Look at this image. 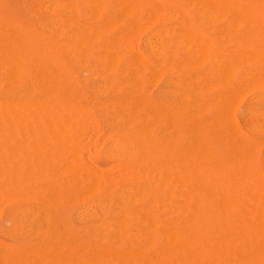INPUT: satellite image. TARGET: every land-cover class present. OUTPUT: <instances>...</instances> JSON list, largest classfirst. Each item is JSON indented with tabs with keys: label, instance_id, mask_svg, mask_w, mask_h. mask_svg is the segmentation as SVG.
I'll return each instance as SVG.
<instances>
[{
	"label": "bare ground",
	"instance_id": "bare-ground-1",
	"mask_svg": "<svg viewBox=\"0 0 264 264\" xmlns=\"http://www.w3.org/2000/svg\"><path fill=\"white\" fill-rule=\"evenodd\" d=\"M166 13L187 27L203 56L212 41L191 14L225 13L245 27L244 37L234 29L241 49L220 53L221 46L200 82L185 83L173 101L148 90L160 73L157 23ZM164 59L160 66L173 60ZM247 92L243 127L264 136V0H0V200L14 203L5 226L12 242L0 241V264H127L129 235L141 237L133 247L165 242L176 255H145L142 264H203L221 235H264V175L251 165L244 128L232 115ZM209 107L214 118L206 122L200 113ZM210 122L220 123L214 136L224 155L206 136ZM98 123L107 142L102 165L90 134ZM177 128L183 145L173 137ZM73 200L82 202L76 228L65 209ZM253 237L241 244L260 241ZM232 241L233 251L242 246ZM206 250L213 254L204 258ZM135 251L136 261L144 257Z\"/></svg>",
	"mask_w": 264,
	"mask_h": 264
},
{
	"label": "rangeland",
	"instance_id": "rangeland-1",
	"mask_svg": "<svg viewBox=\"0 0 264 264\" xmlns=\"http://www.w3.org/2000/svg\"><path fill=\"white\" fill-rule=\"evenodd\" d=\"M195 14H191L190 16H191V18L196 22V28H198L197 30H199V32L201 31V32H203L204 34H206V36L212 41V46H211V52L208 54V55H199V53L198 52H194V51H197L196 50V47L195 48H192L194 45H192V44H190L189 42H188V34H186L187 33V27L186 26H184V25H182L181 24V22L177 19V17H175V16H173V14H171V13H166V14H163L161 17H160V19L158 20V23H157V31H158V44H159V53H158V55H160V56H158V68H159V77H158V81H156V83H155V86L154 85H150V86H148V90H149V92H150V95L151 96H153V97H155L156 99H158L159 101H161L162 100V96H161V94L162 93H167V96L173 101L174 100V98L176 99V100H179V99H181L182 98V94H183V91H184V89H185V87H186V85L189 83V82H191V83H193V84H198L199 82H200V75H203L204 73H206V72H208L209 70H210V68L215 64V61H216V56H217V54L219 53H217V50L218 51H220V48H221V46H223L222 47V49H221V51H220V53H222V52H224V48H225V52L224 53H226V52H230L231 50H232V48L234 47V48H238L237 46H238V40H240L239 38L242 36H240V34H243L244 33V29H245V27H243L244 25H242V24H240L239 23V26H238V24L235 22L234 23V21H232V20H230V21H232V23H230V22H228V19H227V17H229V15L228 14H225V13H220V15L218 16V17H216V18H206V19H204V20H199L198 18H197V15H195ZM170 16H172V17H170ZM226 16V17H225ZM223 17H224V19H223ZM222 18V19H221ZM225 19H226V21H227V24H225L226 23V21H225ZM200 21H202V23L200 22ZM204 21V22H203ZM234 23V24H233ZM172 24V25H171ZM174 24V25H173ZM231 24H233V25H231ZM164 25V26H163ZM177 27H176V26ZM227 25H229V27L230 28H228L227 27ZM163 26V27H162ZM180 27V29H179V27ZM181 26H183V28H185V29H182V27ZM234 26V27H233ZM237 26V27H236ZM168 27V28H167ZM171 27V28H170ZM205 27V28H204ZM208 29H207V28ZM231 27H232V29H231ZM240 27V28H239ZM170 28V29H169ZM173 28V29H172ZM195 28V29H196ZM217 28V29H216ZM222 28V29H221ZM242 28V29H241ZM244 28V29H243ZM169 29V30H168ZM172 29V30H171ZM178 29V30H177ZM215 29V30H214ZM238 30L237 32L239 33L240 32V34H238L237 32H235V30ZM239 29H241L242 30V32L239 30ZM168 30V31H167ZM177 30V31H176ZM181 32H180V31ZM186 30V32H184ZM216 30H218V31H216ZM221 30V31H220ZM176 31V33H174ZM178 31H179V33H178ZM182 31L185 33V36L183 35L184 33H182ZM225 31V32H224ZM189 32H190V29H189ZM212 32L214 33L213 35H211L212 34ZM148 33V29H146V28H143L141 31H140V33H139V36L137 37V41H136V47L139 49V50H141V46H142V44H141V42H142V40H143V38L146 36V34ZM180 33H182V34H180ZM215 33H216V36H214L215 35ZM223 33V34H222ZM160 34V35H159ZM222 34V35H221ZM236 34H238V35H236ZM186 35H187V37H186ZM183 36H184V39L185 40H187L186 42L185 41H183L184 39H183ZM236 36H238V38L236 37ZM182 37V38H181ZM237 39H236V38ZM243 37H244V34H243ZM141 38H142V40H141ZM160 38V39H159ZM187 38V39H186ZM234 38V39H233ZM182 39V40H181ZM242 39V38H241ZM219 40V41H218ZM229 40H231L230 41V43H229ZM174 41V42H173ZM181 41V42H180ZM217 41L219 42V43H217ZM237 41V42H236ZM182 42H183V44H182ZM224 42V43H223ZM214 43H216V44H214ZM232 43V44H231ZM234 43V44H233ZM237 43V44H236ZM181 44H182V46H181ZM227 44V45H226ZM229 44V45H228ZM191 45V46H190ZM216 45V46H215ZM218 45V46H217ZM190 46V47H189ZM185 47V48H184ZM213 47H215V49L213 48ZM228 47H229V49H230V51H229V49H228ZM230 47H232V48H230ZM168 48H170L171 50V52L169 51V49ZM213 48V49H212ZM233 48V49H234ZM241 49V46H239V48L238 49H236V50H240ZM187 50V51H186ZM216 52H215V51ZM193 51V52H192ZM232 51H235V49L234 50H232ZM170 52V53H169ZM177 52V53H176ZM187 52V53H186ZM213 52H214V54H213ZM165 53V54H164ZM167 53V54H166ZM169 53V54H168ZM174 55H173V54ZM195 53H198V54H196L195 55ZM191 54V55H190ZM167 55V56H166ZM168 55H169V57H168ZM171 55V56H170ZM190 55V56H189ZM198 55V57H196V59H195V57L194 56H197ZM209 56H210V58H209ZM194 57V58H193ZM200 57V58H199ZM162 58V59H161ZM167 59V61H171V59H173L172 60V62H168L166 65L165 64H162V66H160L161 64L159 63V62H161V63H164V61H162L163 59ZM188 58H189V60H188ZM190 58H191V60H190ZM202 58H203V60H202ZM164 59V60H165ZM177 59H179V60H177ZM182 59V60H181ZM195 59V60H194ZM198 59V60H197ZM199 59H201V60H199ZM206 59V60H205ZM194 60V61H193ZM197 60V61H196ZM202 61V62H201ZM211 61V62H210ZM214 61V62H213ZM188 62V63H187ZM190 62V63H189ZM193 62V63H192ZM197 62H199V63H197ZM175 63H176V66H174L175 65ZM186 63V64H185ZM179 64V65H178ZM194 64V65H193ZM195 64H197V65H195ZM203 64V65H202ZM212 64V65H211ZM178 66V67H177ZM180 66V67H179ZM164 67V68H163ZM176 69V70H175ZM181 70H183V71H181ZM196 70L197 71H199V74L196 72ZM188 71H190V73L188 72ZM186 72V73H185ZM203 72V73H202ZM179 73V74H178ZM181 73V74H180ZM186 74L188 75V77L186 76ZM191 75V76H190ZM182 77H184V78H182ZM170 80H169V79ZM163 79V80H162ZM173 79V81L175 82H173L172 81V83H171V80ZM168 80V81H167ZM170 81V82H169ZM181 81H183V82H181ZM166 82V83H165ZM168 82V83H167ZM178 82L181 84H178ZM198 82V83H197ZM171 83V84H170ZM185 83H186V85H185ZM170 86V87H169ZM172 86V87H171ZM173 86H174V88H173ZM183 88V90H181L180 88L181 87ZM163 88H165V89H163ZM162 89V90H161ZM176 90V91H172V90ZM157 90H159V91H157ZM172 91V93L173 92H175V95H174V93L172 94L171 93V91ZM178 92V93H177ZM165 93V94H166ZM180 95V96H177V95ZM208 94H209V92H208ZM160 95V96H159ZM173 95V96H172ZM252 93H249V92H247L246 94H244L242 97H241V99H240V101H239V103L237 104V105H235L234 106V108H233V111H232V115H233V117H234V119H235V121L238 123V125H240V126H242L243 127V124H242V121H241V116H242V114H243V109H244V106H245V104L249 101V99L252 97ZM177 97V98H176ZM173 98V99H172ZM186 102H188V108L186 109L187 111H189V113H192L191 111H193L194 113L193 114H196L195 112H196V110H194L193 108H195L194 106V103L193 102H191V101H187L186 100ZM191 103V104H190ZM242 104V105H241ZM175 108H177L178 109V107H179V104H177V103H175ZM197 108V107H196ZM195 108V109H196ZM190 109H191V111H190ZM200 116H202L203 118H204V120H206V122H209V121H211L213 118H214V111H213V107H209V108H205L204 110H202L201 111V113H200ZM208 116H210V117H208ZM210 119V120H209ZM210 124V126L209 125H207L206 126V129H205V132H206V136L207 137H209L211 140H212V142L214 143V145H213V147H214V152L215 153H218V154H220V155H224L225 154V151H226V149L223 147V145H221V143L219 144L218 143V138L216 139V137L217 136H214L215 134L216 135H218V133H220V128H219V126H220V123L218 124V125H216L215 123H212L211 124V122L209 123ZM95 126H97V124H94ZM216 125V126H215ZM212 126V127H211ZM219 128V129H218ZM244 128V127H243ZM91 132H90V134H91V136H92V138H93V140H95L96 141V145H99L98 147H97V149L99 150L98 151V154H97V163L98 164H100V165H102V164H104V161H105V158H104V150H103V148L105 149V147H106V144H107V142H106V140L102 137V139L100 138L101 136H100V133L102 132V128H101V125L98 123V126L97 127H95L94 128V126L93 127H91ZM216 129V130H215ZM219 130V131H218ZM244 131H245V134H246V137H247V139H246V141H247V143H246V145H245V147H244V151L246 152V151H251V153L253 152L254 154H251L250 152H249V154H250V157H251V161H250V163H252L251 165L253 166H255L254 168L258 171V172H260V174H262V175H264V170H262V168H264V164H261V163H264V136H257V135H254V134H252L251 132H249L248 130H246L245 128H244ZM98 132V133H97ZM181 131L179 130L178 131V128L176 129V130H174L173 131V137L176 139V142L178 143V144H184V140L180 137V135H182V133H180ZM93 133H95V135H93ZM97 134V135H96ZM211 136H212V138H211ZM214 138V139H213ZM101 139V140H100ZM182 140H183V142H182ZM99 143V144H98ZM253 147H254V151H253ZM250 148V149H249ZM248 152H246V153H248ZM254 155V156H253ZM252 156H253V160H252ZM257 166V167H256ZM3 201H1L0 200V203H2ZM6 201H4L3 203L4 204H2L1 206H0V241L2 240H4V242H8V243H11L12 241L9 239V237L6 235V232H5V226L8 224L7 223V221H6V215H7V213H8V211L12 208V206H13V204L14 203H12V202H9V201H7L6 203H5ZM82 207V202L81 201H75V200H73V201H68L67 203H66V205H65V209H66V213H67V216H68V219H69V222L71 223V225L74 227V228H76L77 227V220H76V213H77V211L75 210V209H77V210H79L80 208ZM72 212V213H71ZM73 215V216H72ZM228 236L225 238V234H224V236L223 235H221L220 236V243L219 244H217V242H216V244L215 245H219V247H220V249H218L217 250V248H219L218 246H217V248H215V250H217L218 252H220L221 251V249L223 250L221 253H222V256H224V254H226L225 256H224V260L226 261V262H223V259L221 258L220 259V257H219V255H218V257L216 258V260L218 259V261H219V263H218V261H214V259H215V256H216V253L215 252H217V251H213L214 252V254L213 253H209L208 252V250H206V251H204V253H206V254H204L203 252L201 253V255L202 254H204V255H202L203 257L204 256H206V257H208L209 255H211V254H213V256H212V259L210 258V257H208V258H205V260L206 259H208V260H206V262L207 263H211V264H214V262H215V264L217 263V264H264V254H262V253H264V248H259V243H261L262 245L260 246V247H262V246H264V239H262V238H264V235H259V238L257 237V236H254V235H252V236H250V235H248V237H253L254 239L253 240H255V237H256V241L258 242V240L260 239V241L258 242V243H255L254 241L252 242L253 243V245H250L251 244V242H249L248 243V245H247V243H244V244H241V242H248L249 240H251V239H248V237H247V235H246V237L245 236H239V237H245V238H247V239H243V240H239V243H238V241L236 242V240L237 239H239V237L238 238H236V235H233V237L235 236V238H236V240H235V242L234 241H232L231 239L233 238L231 235V237H229V234H227ZM130 236H131V238H130ZM223 236V237H222ZM141 238L140 236H136V235H129V236H127V239H126V248H127V251L129 252L130 251V249L132 250V251H135L134 252V254L135 253H138V252H140V250L142 249L143 250V248L144 247H146L145 246V244L144 243H141L140 245L138 244V245H134V247H133V245L131 244V242H132V240H134V239H137V238ZM262 237V238H261ZM143 238V237H142ZM158 239H164L165 237H157ZM214 238V237H213ZM222 238V239H221ZM228 238V240H230V241H232L233 243H235V245H237L238 244V247H239V245L241 244L242 246H240L241 248L243 247V249H246L247 250V247H248V250H249V245L250 246H252L251 248H250V250H252V248H253V251H251L252 252V254L251 253H249L248 254V252L246 253V251L245 250H243L242 249V251H245V253H241V248H240V251H239V248H237V250H238V252H237V250L235 251H233V249H234V247L232 246V244L231 243H229L230 241H227L230 245H228V243H226L224 240H226ZM234 238V239H235ZM257 238H258V240H257ZM132 239V240H131ZM215 239V238H214ZM217 239V238H216ZM218 239H219V237H218ZM233 239V240H234ZM246 240H248V241H246ZM252 241V240H251ZM262 241V242H261ZM254 243H255V245H254ZM144 244V245H143ZM164 244V245H163ZM167 245H165V242H162V243H157L156 244V246H155V248H153V247H151L152 249H150V248H148L149 247V245H147V247L142 251V252H140V253H138V255L137 256H139V255H141V256H144V257H137V259L139 258V260L138 261H136V259H135V257H136V254L133 256V252L131 253V252H129L131 255H129L131 258H133V259H128L127 258V261H129V262H126L127 264H142L141 263V260H143L144 258H146L145 257V255H147V258H149V257H151V259H152V257H153V259H161V258H159V257H161L162 256V258H164L163 260H165L166 259V254L168 255V253L170 254V255H172V257L173 256H176L174 253H172L173 251H170V252H168L169 250H173V248H172V246L170 245V243H169V245L171 246V249H170V246H168V243H166ZM223 244H225V246H227V249L228 250H225L226 249V247L225 246H223ZM256 244H258V245H256ZM132 245V246H131ZM215 245H212V249H214L213 248V246H215ZM234 245V244H233ZM246 245V246H245ZM144 246V247H143ZM168 246V247H167ZM223 246V248H221ZM230 246V247H229ZM244 246H245V248H244ZM255 246L257 247L258 246V248L256 249L255 248ZM135 247H136V249H135ZM137 247H139V248H141L140 250H138L139 248H137ZM159 247V248H158ZM164 247V248H163ZM237 247V246H236ZM236 247H235V249H236ZM160 248H163V250H161ZM233 248V249H232ZM129 249V250H128ZM135 249V250H134ZM156 249H157V251H156ZM160 249V250H159ZM168 250V251H166V250ZM209 249V248H208ZM255 249V250H254ZM262 249V250H261ZM154 250V251H153ZM210 250V249H209ZM220 250V251H219ZM225 250V251H224ZM230 250H232V251H230ZM247 250V251H248ZM250 250H249V252H250ZM258 250V251H257ZM259 250H261L260 252H259ZM138 251V252H137ZM149 251H151L152 253H150ZM162 251H163V253H162ZM212 251V250H211ZM255 251H257V252H255ZM147 252H149L150 253V255L147 253ZM153 252H156V253H153ZM224 252V253H223ZM227 252H228V254H227ZM231 252H236L235 254H230ZM253 252H255V253H253ZM262 252V253H261ZM143 253H145V254H143ZM147 253V254H146ZM159 253V254H158ZM164 253H166V254H164ZM207 253H209L208 254V256H207ZM221 253H220V256H221ZM261 253V254H260ZM128 254V253H127ZM174 254V255H173ZM217 254H219V253H217ZM245 254H247V257H246V255ZM154 255V256H153ZM157 255V256H156ZM201 255H199V256H201ZM232 255V256H231ZM237 255H239V256H236ZM252 255V257H250ZM258 255V256H257ZM128 256V257H129ZM149 256V257H148ZM157 258H156V257ZM169 256V255H168ZM201 256V257H202ZM229 256V257H228ZM255 256V257H254ZM172 257H167L168 259L169 258H172ZM228 257V258H227ZM231 257H232V259H231ZM245 257H246V260H244L245 259ZM209 258H210V260H211V262L209 261ZM239 258H241V259H239ZM200 259V258H199ZM198 259V264H201V263H199V262H201V260L203 259H200L199 260ZM221 260V263H220V260ZM229 259V260H228ZM238 259V260H237ZM162 260V259H161ZM204 260V259H203ZM202 260V261H203ZM230 260H231V262H230ZM209 261V262H208ZM206 262H203V264H205ZM206 263V264H207Z\"/></svg>",
	"mask_w": 264,
	"mask_h": 264
}]
</instances>
